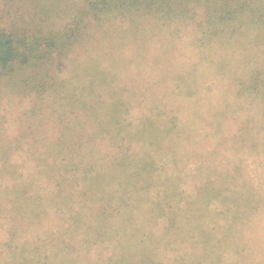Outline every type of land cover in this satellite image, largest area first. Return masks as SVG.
<instances>
[{"label": "clouds", "instance_id": "clouds-1", "mask_svg": "<svg viewBox=\"0 0 264 264\" xmlns=\"http://www.w3.org/2000/svg\"><path fill=\"white\" fill-rule=\"evenodd\" d=\"M0 264H264V0H0Z\"/></svg>", "mask_w": 264, "mask_h": 264}]
</instances>
